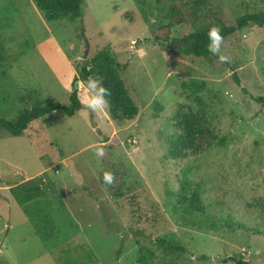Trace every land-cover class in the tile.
<instances>
[{
	"label": "rangeland",
	"instance_id": "obj_1",
	"mask_svg": "<svg viewBox=\"0 0 264 264\" xmlns=\"http://www.w3.org/2000/svg\"><path fill=\"white\" fill-rule=\"evenodd\" d=\"M204 1L199 25L264 14V0ZM84 2L77 21L48 23L32 0H0V120L38 103L69 105L73 63L108 48L140 113L121 128L85 107L20 136L0 128V264H264V27L225 39L231 62L220 63L178 50L194 20L177 27L167 15L177 4L189 19L186 0ZM193 81L204 89L192 94ZM192 108L204 130L196 154L173 146L184 133L177 113ZM26 183L43 188L47 241L11 195Z\"/></svg>",
	"mask_w": 264,
	"mask_h": 264
},
{
	"label": "trees",
	"instance_id": "obj_2",
	"mask_svg": "<svg viewBox=\"0 0 264 264\" xmlns=\"http://www.w3.org/2000/svg\"><path fill=\"white\" fill-rule=\"evenodd\" d=\"M160 3L162 0H155ZM37 10L48 23L60 22L64 20L77 21L82 18L84 12V0H32ZM189 11V19L183 11V7L173 5L168 12V19L171 25L177 27H184L189 24V21L194 20L193 30L188 31L182 37V40L177 44L178 50L197 59H208L214 57L212 53L207 50L209 44L207 33L212 26L199 25L196 22V17L199 12L204 9V0H186L185 2ZM250 25L264 27V14L245 15L239 18L236 25L224 26L219 28L224 40L234 35L239 30H243ZM3 24L0 22V61H4V43L2 40ZM184 45V46H183ZM77 72L73 80V91L70 95L69 105H61L59 103L46 102L38 103L31 109L21 112L13 121L0 120V128L13 136H20L24 134L29 128L30 124L47 115L58 112L62 116L73 117L76 113L84 108V105L79 97L77 91V84L79 81L87 82L88 77L92 76L99 79L105 88H108L111 95L106 97L109 102V107L106 112L110 120L121 128L127 123L136 119L140 113V109L130 96L129 90L123 80L122 74L125 71L117 56L112 49L108 48L100 51L91 60H86L82 63H73ZM192 94L200 92L205 87V83L199 81L192 82ZM256 101L264 105V98H256ZM196 115L192 108L190 114L177 113L178 127L182 128L184 133L182 136L176 138L173 142L174 148H186L192 151V154L197 153L194 147L196 136L203 135L204 130L195 121ZM175 149V150H176ZM173 151V158H177L178 151ZM11 195L14 200L20 205L24 213L28 216L30 223L37 231L38 235L45 241L49 240L53 234V221L51 214L42 208V198L44 197L43 188L39 185L22 184L10 188ZM182 200H187L182 197ZM48 205V203H47ZM192 211L197 209L195 202L190 204ZM49 208V205H48ZM258 234L264 233L256 229ZM161 246L165 245V241H160ZM171 251L182 250L175 246H168ZM120 254V251L119 253Z\"/></svg>",
	"mask_w": 264,
	"mask_h": 264
},
{
	"label": "clouds",
	"instance_id": "obj_3",
	"mask_svg": "<svg viewBox=\"0 0 264 264\" xmlns=\"http://www.w3.org/2000/svg\"><path fill=\"white\" fill-rule=\"evenodd\" d=\"M209 44L207 50L212 55L217 56L220 63H230L231 59L227 55L221 54V46L224 42V37L221 35V30L212 26L208 33ZM78 94L80 91L84 94V107L93 112H103L109 107V102L106 97L111 95L108 88L102 85V82L95 77H88L87 82L80 81L77 84ZM98 157L104 155L103 149H98L95 153ZM104 182L106 184H112L115 180L114 175L111 172L104 173Z\"/></svg>",
	"mask_w": 264,
	"mask_h": 264
},
{
	"label": "water",
	"instance_id": "obj_4",
	"mask_svg": "<svg viewBox=\"0 0 264 264\" xmlns=\"http://www.w3.org/2000/svg\"><path fill=\"white\" fill-rule=\"evenodd\" d=\"M178 46V45H177ZM184 46V45H183ZM179 47V46H178ZM225 262V261H224Z\"/></svg>",
	"mask_w": 264,
	"mask_h": 264
}]
</instances>
